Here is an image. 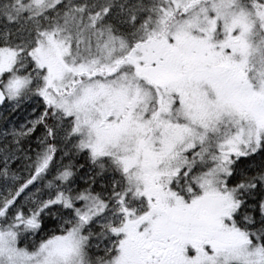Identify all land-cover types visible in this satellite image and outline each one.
<instances>
[{
	"label": "snow or ice",
	"instance_id": "1",
	"mask_svg": "<svg viewBox=\"0 0 264 264\" xmlns=\"http://www.w3.org/2000/svg\"><path fill=\"white\" fill-rule=\"evenodd\" d=\"M0 264H264V0H0Z\"/></svg>",
	"mask_w": 264,
	"mask_h": 264
}]
</instances>
